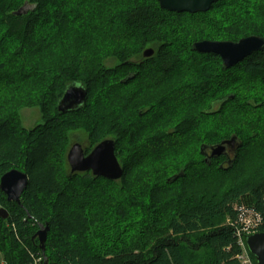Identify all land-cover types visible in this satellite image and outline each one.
<instances>
[{"label": "trees", "instance_id": "trees-1", "mask_svg": "<svg viewBox=\"0 0 264 264\" xmlns=\"http://www.w3.org/2000/svg\"><path fill=\"white\" fill-rule=\"evenodd\" d=\"M260 10L264 0H219L193 14L162 10L157 0H0V177L11 169L28 174L19 202L0 190L8 211L0 218V264H34L38 257L41 264L45 258L48 264H237L241 213L259 214L257 231L264 233V47L225 68L217 54L192 45L264 37ZM182 19L200 24L186 27ZM146 47L154 50L148 58ZM110 56L118 64L107 68ZM71 83L87 90L86 100L59 112L57 101ZM24 107H38L43 123L26 131L18 116ZM78 128L88 130L93 147L113 135L115 154L125 151L119 180L67 173V136ZM191 135L209 146L234 135L239 146L224 166L218 158L205 162L200 149L188 160L196 152ZM158 138L170 145L157 151ZM244 158L260 159L262 170L218 198L204 195L171 214L155 205L162 189L222 176ZM168 160L178 170L172 175L183 173L176 180L167 182L169 175L145 190L128 183L141 161L159 170ZM103 208L128 222L118 231L97 226L99 215L110 214ZM76 218L79 228L68 226ZM52 223L64 232L53 235ZM45 225L42 253L36 232Z\"/></svg>", "mask_w": 264, "mask_h": 264}, {"label": "water", "instance_id": "water-1", "mask_svg": "<svg viewBox=\"0 0 264 264\" xmlns=\"http://www.w3.org/2000/svg\"><path fill=\"white\" fill-rule=\"evenodd\" d=\"M219 0H157L159 6L167 11L176 13H198L206 12L211 5ZM264 47V37L258 35L244 36L238 41H212L201 40L194 42L193 50L201 53L217 54L225 68L235 66L244 58L252 53L261 50ZM154 50L146 48L142 55L144 58L152 56ZM127 76L125 80L131 78ZM122 80L123 82L125 81ZM87 96V90L78 83H71L66 86L61 97L58 99L56 107L59 112H67L76 109L84 104ZM237 141L236 136L222 141L214 146L201 144L199 149L202 153L209 146L210 156H219L225 150V145L234 146ZM239 144L236 145V148ZM115 143L111 138H106L98 142L88 153L78 142L73 143L69 148L66 159L70 166V174L90 172L93 176L105 178L107 180L116 181L123 175V168L115 156ZM236 148L234 151H236ZM182 172L172 175L167 182L176 180L182 176ZM28 186L27 175L17 169H11L0 177V190L5 193L7 201L19 202L22 192ZM8 211L4 207H0V218L6 219ZM42 228V229H41ZM39 229L37 234L38 247L44 252V243L47 236L48 227L44 226ZM246 249L255 258L256 264H264V233L254 232L244 236ZM44 264H48L45 258Z\"/></svg>", "mask_w": 264, "mask_h": 264}, {"label": "rangeland", "instance_id": "rangeland-1", "mask_svg": "<svg viewBox=\"0 0 264 264\" xmlns=\"http://www.w3.org/2000/svg\"><path fill=\"white\" fill-rule=\"evenodd\" d=\"M260 11H261V13H264L263 10H260ZM216 15H217V12H216ZM217 17H219V15H217ZM246 18L250 21V18H252V15H248V16H246ZM258 20H259L258 22H260V23H262L264 21V20L261 21L260 19H258ZM182 23H183V26H186V27H189L192 25L191 21H189V19H182ZM188 23H190V25ZM199 24L198 25L193 24L192 27H194V25H197V27H198ZM238 26H239V22H237L236 26H233L232 28L236 30L238 28ZM146 48H149V47H146ZM103 63L107 68H112L118 64V61L114 58H111V56H110L109 58L104 59ZM216 107H217V104L214 105L215 109H216ZM18 116H19V121H20L21 126L26 131H29L30 129L34 128L35 126H37L39 124H42L44 121L42 114H41V111L38 107L21 108V109H19ZM167 130L168 129H163L161 131V133H158V134L164 136L166 134L165 132ZM6 132L7 131H4V135H2L3 138H5V139L8 138L7 137L8 135L6 134ZM1 134H3V133H1ZM112 136L113 135H105V137L103 139L111 138ZM162 136H160V137H162ZM190 137L196 139L193 142L195 144L193 146H195L196 152L194 149L193 153H188V155L185 156V159L188 158V160L195 158V155L197 153H199V147H200L201 143H203L202 137L200 135H191ZM67 138L69 139V146H68V150L66 151V154H65V166H66L67 173H70V166L67 162L66 156H67V153H68L71 145L73 143L78 142L82 145L84 150H87V149L90 150L93 148V146H91L90 142H89L88 130L84 129V128L73 129L71 131L69 130ZM158 139H160V141L166 140L165 138H158ZM168 140H170V139L167 138L168 143L161 141V142H163L161 144V142H158V146L156 147V150L159 151L158 148L161 150V147H165V146L168 147V145H170V142ZM261 141L262 140H260V142ZM254 144H252L253 147L256 145H259V144H255V145ZM150 152H152L153 154L156 153V151L153 152L151 150H150ZM115 156L118 159L120 165L121 166L124 165V163H125V160H124L125 151L121 150L120 153L115 154ZM169 162L170 161L168 160L166 162L161 163L160 166H162V167L159 168V170H156L155 165L149 166L147 164H149L150 162H148L146 164L145 162L142 163V161H141L140 163H138L137 166H134L133 169H131L132 171L129 172V174L127 176L128 183L138 184V185H140L141 188H143V190H145L147 186L148 187L150 186V184H152L156 181L158 182L161 180H165L166 178L169 177V175L171 176L174 172L178 171V170L172 171L171 168H173V165L171 166ZM199 168H200L199 172H202L203 168H201V167H199ZM262 168H263V166L261 165L260 159L259 160H256V159L255 160H251V159L245 160V158H244L242 160V162H240L237 165V167H235V169L227 172L226 174H223L222 176L220 175V176L215 177L216 174H214V176L206 175V178L207 177L209 178V179H206V181H200L199 182L193 178V180L188 179V180H186V182H179V183H176L169 188L162 189L160 191V196H159L160 200L156 201L155 205H157V206L160 205L162 207H165L167 210V214H171V211L180 210L182 208V206L186 205L187 203L190 204L192 202L200 201V199H202V196H204V195H205L204 197H206L204 200H207L209 197H213V196L215 198H218L221 195V193L224 194V191L226 189H228L229 187L244 184L245 181L249 180L248 178H250L253 175V172H255V173L260 172L262 170ZM43 170H45V169H43ZM27 177H28V174H27ZM191 177L192 176H190V178ZM210 177L211 178L214 177V178L210 179ZM42 179H44V177H42ZM42 179L41 180L38 179V183H39V181L41 182ZM45 179H46V177H45ZM45 181H46V183H44V184L46 186H49V184H51L50 183L51 180H45ZM47 182H48V184H47ZM120 185H121V183H120ZM38 190L39 189H37L35 191L31 190L30 193H27V194H31V195L34 194L35 195L36 191H38ZM0 207H2V206H0ZM103 210H105L104 212H107L110 214L108 217H104V216L101 217V215H99V217H97L98 218V225L97 226L106 225L105 228L108 227L114 231H115L114 228L117 226L116 231H118L120 229V226L122 229L123 222H128L127 220H125V218H123L121 215H118L116 213V211H114L111 208H103ZM103 210L101 212H103ZM114 213H116V214H114ZM164 215H166V214H164ZM110 217H112V218H110ZM127 218H130V221L132 224V221L138 217H137V214L134 213L133 216L127 217ZM76 219H77V221H75L74 224L71 223L68 226H71L72 228H76V229L79 228L78 221L80 219L79 218H76ZM221 221L224 225L227 223H230L229 219L227 217L225 218V220H224V218L221 219ZM76 222H77V227H76ZM45 226H47V225H45ZM47 227H48L47 233H50V232H48L49 226H47ZM50 227H51V225H50ZM100 229H101V226H100ZM63 232H64L63 229L59 228L57 225L52 223V234L53 235L58 234V233H63ZM115 237H116V234L113 235V237L111 239H113ZM37 244H39L38 239H37ZM199 254H200L199 255L200 260H204L206 258V255L203 252H199Z\"/></svg>", "mask_w": 264, "mask_h": 264}, {"label": "built area", "instance_id": "built-area-1", "mask_svg": "<svg viewBox=\"0 0 264 264\" xmlns=\"http://www.w3.org/2000/svg\"><path fill=\"white\" fill-rule=\"evenodd\" d=\"M260 222L261 217L259 214H252L250 210L241 213L240 226L236 228V236L240 246L239 254L236 256L237 264H254L249 251L245 247L244 236L257 232ZM34 264H41V258H36Z\"/></svg>", "mask_w": 264, "mask_h": 264}, {"label": "flooded vegetation", "instance_id": "flooded-vegetation-1", "mask_svg": "<svg viewBox=\"0 0 264 264\" xmlns=\"http://www.w3.org/2000/svg\"><path fill=\"white\" fill-rule=\"evenodd\" d=\"M224 141V140H223ZM222 143V142H220ZM219 144V143H218ZM239 144L238 140L235 142L234 146H229L228 144H224L225 145V150L221 153V155L219 156H210L211 150L209 148V146L207 148H205L202 152V157L204 159L205 162H210V160L214 159V158H218L221 159L220 165H227L228 162L233 159L234 155H235V148L236 145ZM217 145V144H215ZM212 146V145H211Z\"/></svg>", "mask_w": 264, "mask_h": 264}]
</instances>
